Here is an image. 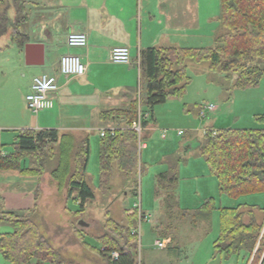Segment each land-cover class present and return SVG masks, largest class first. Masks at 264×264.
Returning a JSON list of instances; mask_svg holds the SVG:
<instances>
[{
  "label": "rangeland",
  "instance_id": "374dc122",
  "mask_svg": "<svg viewBox=\"0 0 264 264\" xmlns=\"http://www.w3.org/2000/svg\"><path fill=\"white\" fill-rule=\"evenodd\" d=\"M10 0H0L1 13L6 10ZM26 12L28 21L22 26V31L28 35L29 42L44 44L45 61L43 65H27L24 62V51L8 41L6 32L0 39V103L10 102L9 112L24 113V116L49 117L56 114V107L33 113L25 103V95L33 76L47 73L59 74V58L66 51H76V48L65 45L67 29L64 22L83 13V9L71 8V0L59 3V0H29ZM35 2V3H33ZM137 11L144 6V0H134ZM201 25L207 32L198 39H191L189 46H214L216 35L224 32L221 24V0H199ZM75 9V11H74ZM11 30V29H10ZM58 35V41L54 38ZM54 42V44H53ZM6 44V45H5ZM182 44V43H181ZM185 44V43H184ZM5 45V46H4ZM12 48V49H10ZM135 51V50H133ZM82 60V59H81ZM92 64L87 70L86 78L94 86L103 84L112 98H118L116 93L120 82H123L125 66L112 62ZM186 75L189 83L185 93L179 97L157 104L152 108L143 102L140 106L141 118L146 119L154 129L141 131V142L145 148H139L142 171L138 172L137 195L125 184L124 177L116 171L111 177L109 189H98L99 182V130L90 131V154L88 158L86 180L94 191V198L89 200L82 212L76 213L78 204L67 198V182L58 183L53 176L57 167L56 157H48L42 162L43 173L37 178V204L30 216L37 224L40 233L58 250L67 261L77 264H104L102 258L89 248L78 237L77 229L84 241L93 247H102L98 236L111 232L106 228L108 218L119 225H127V213L137 210L144 218L134 225L138 236L137 256L139 264H247L246 259L236 255L223 258L214 253L213 241L219 234V208L221 207H255L253 216L264 223V191L251 192L233 197L220 193L217 179L209 171L208 165L199 152V144L205 128L215 130L222 128L255 129L264 127V77L257 86L236 88L232 84L236 74H224L210 69L209 62L195 63L186 61ZM134 74V90L129 93L133 97H143L140 88V73L136 64L130 66ZM127 79V78H126ZM129 81V80H128ZM109 87V88H108ZM120 92V90H119ZM7 102V103H8ZM125 101L117 100L106 108L124 107ZM213 104V111L201 117L199 111L206 105ZM127 105V104H126ZM100 110V111H102ZM100 113V112H99ZM98 120L103 127L108 125H123L122 120ZM213 125V126H211ZM117 127V126H116ZM166 130V137L161 132ZM182 134L178 135L177 131ZM84 136L76 137L77 141ZM78 143V142H77ZM3 149L11 150L10 145ZM173 153L183 155L178 169V184L176 194L179 213L169 218L163 207V201L155 196V176L165 170L162 161ZM165 154V157L163 156ZM73 156H71L72 158ZM28 159L25 160L28 164ZM32 164H36L32 161ZM213 198L215 208L209 219L199 220L193 214L207 199ZM248 214L244 220L249 219ZM82 223V224H79ZM264 225V224H263ZM264 228V227H263ZM165 235V236H164ZM170 239L163 249L158 248L155 239ZM6 260V259H5ZM8 261V260H6ZM9 262V261H8ZM10 263V262H9ZM32 259L29 263L34 264Z\"/></svg>",
  "mask_w": 264,
  "mask_h": 264
},
{
  "label": "trees",
  "instance_id": "16d2710c",
  "mask_svg": "<svg viewBox=\"0 0 264 264\" xmlns=\"http://www.w3.org/2000/svg\"><path fill=\"white\" fill-rule=\"evenodd\" d=\"M8 3L1 13L0 35L10 28L11 41L23 48L29 42L27 33L22 31V26L28 21L26 0H10ZM10 9L14 11L12 20L8 15ZM221 24L224 32L215 36L214 46H152L141 49L139 56L134 58L139 63L143 97H135L124 107L104 109L99 113L101 120L120 119L123 125H116L113 133L106 131L100 136L98 189H109L111 177L118 171L131 194L137 195L136 176L143 166L139 156V136L131 124L138 119L142 102L152 108L170 97L179 98L185 93L189 83L186 61L209 62L213 71L236 74L232 84L236 88L259 84L264 77V0H221ZM260 118L264 119V116ZM141 124L142 130L149 125L142 118ZM142 138L141 135L140 140ZM2 147L0 145V169L17 170L23 175L40 177L42 162L48 157H56L57 167L53 176L59 184L67 182V198L79 206L76 213L82 212L85 204L94 198V191L86 180L89 135L77 141L71 133H59L56 129L23 128L17 131L11 151L4 153ZM199 152L216 177L220 193L236 197L264 191V127L222 128L215 134L208 129L200 140ZM27 159L28 164L25 162ZM182 160L183 155L179 153L166 156L162 163L167 168L155 176V196L161 197L169 218L180 212L176 188ZM214 208L213 198H209L193 217L207 220ZM253 210V206L219 208V234L212 244L215 254L223 258L242 256L247 264H264V223L253 216ZM179 214L183 217L188 215L187 211ZM246 214L250 215L247 221L244 220ZM138 217L137 210L128 214L127 225L124 226L108 218L105 226L112 231L98 236L100 248L85 242L79 227L76 228L78 237L99 254L104 264H139L138 236L132 232ZM0 220H6L13 228L12 232L0 234V253L11 264L29 263L32 259L34 264H77L65 260L51 246L32 218L0 212ZM110 250L118 251L117 259L109 257Z\"/></svg>",
  "mask_w": 264,
  "mask_h": 264
},
{
  "label": "crops",
  "instance_id": "0c3cea01",
  "mask_svg": "<svg viewBox=\"0 0 264 264\" xmlns=\"http://www.w3.org/2000/svg\"><path fill=\"white\" fill-rule=\"evenodd\" d=\"M59 1L62 3L67 0ZM29 3L30 1L26 0L25 8ZM199 6V0H144L143 10L140 6V10L137 11L134 0H71L70 7L75 9L79 7L83 9V13L77 17L72 15L66 24L64 22L63 26H67L65 37L71 31L87 34L86 46L74 47L76 51L72 52L82 59L87 70L92 64H101L100 62L104 63L105 60L111 62L110 52L115 46H127L130 50L131 63L119 64L125 66L122 75V78L124 76L125 78L117 86L120 90L116 92L118 98H112V93L109 94L103 84L98 86L91 84L89 78H86L87 73L68 78L56 74L60 87L53 94L52 108L56 107L57 110L55 115L26 118L24 113H8V107L12 108L10 102L0 103V145L11 146L17 131L23 128L56 129L59 133H71L75 137L85 136L90 131L102 128V123L99 120L98 123L95 121L100 110L103 109L101 107L112 105L117 100H126L125 106L135 98L129 95L135 88L133 69L130 66L133 64L138 66L134 58L139 56L141 49L152 46L202 47L186 44L189 40L198 39L207 32L201 25ZM8 15L12 20L13 9L9 10ZM6 34L8 41H11L10 28ZM2 37L0 35V39ZM57 37L58 35L54 38V42L58 41ZM65 45H67L66 40ZM154 125H148L146 129H154ZM2 152L7 153L9 150L2 148ZM163 156L165 157V154ZM165 166L164 163L161 167ZM37 182L36 177L23 175L17 170L0 169V212L30 217L37 204ZM156 199L161 200V197ZM130 213L132 211L127 215ZM12 231L10 223L0 220V234ZM0 264L11 263L0 253Z\"/></svg>",
  "mask_w": 264,
  "mask_h": 264
},
{
  "label": "built area",
  "instance_id": "2783aa9c",
  "mask_svg": "<svg viewBox=\"0 0 264 264\" xmlns=\"http://www.w3.org/2000/svg\"><path fill=\"white\" fill-rule=\"evenodd\" d=\"M66 44L69 47H84L87 44V34L85 32H74L71 31L66 36ZM131 55L130 50L127 46H115L111 49L110 52V61L114 64H129L131 63ZM139 64V63H138ZM87 67L85 63L81 60V58L77 54L65 53L59 58V75L65 78L68 77H78L82 76L86 73ZM60 84L58 81V76L53 74L41 73L33 76L31 83L29 85V90L25 95V103L29 110L33 113H37L41 110L50 109L54 105L53 94L59 90ZM215 106L213 104H209L200 109L199 114L201 117H205L207 112L213 111ZM141 109L138 115V119L133 121L131 124V128L134 129L138 136V148H145L146 143L141 142L140 136L142 131L141 124ZM117 129L114 125H108L106 127H102L99 129L100 136H103L106 131L113 133ZM211 129L212 133L215 134L217 130L213 128H205L204 133ZM203 133V134H204ZM177 134H182L181 130L177 131ZM161 137H166V130L161 132ZM144 218L141 214H139V221ZM132 232H136V230H132ZM137 233V232H136ZM170 242V239H155L154 244L158 248H165L167 244ZM108 255L112 259H117L118 251L110 250L108 251Z\"/></svg>",
  "mask_w": 264,
  "mask_h": 264
},
{
  "label": "water",
  "instance_id": "95a60500",
  "mask_svg": "<svg viewBox=\"0 0 264 264\" xmlns=\"http://www.w3.org/2000/svg\"><path fill=\"white\" fill-rule=\"evenodd\" d=\"M24 62L27 65H43L45 61L44 44L41 42H27L23 47ZM82 224V223H79Z\"/></svg>",
  "mask_w": 264,
  "mask_h": 264
}]
</instances>
